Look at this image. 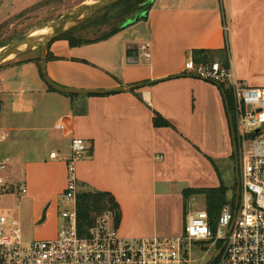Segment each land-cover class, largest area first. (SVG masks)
I'll list each match as a JSON object with an SVG mask.
<instances>
[{"label": "crops", "instance_id": "obj_1", "mask_svg": "<svg viewBox=\"0 0 264 264\" xmlns=\"http://www.w3.org/2000/svg\"><path fill=\"white\" fill-rule=\"evenodd\" d=\"M128 27L77 46L64 38L53 41L47 73L72 89L151 85L71 96L49 89L33 57L13 60V88L0 86V161L10 160L1 173L9 183L23 179L26 195L37 212L47 214L48 226L50 209L67 185L71 141L79 138L87 145L75 167L79 190L115 196L120 235L173 240L169 230L177 209L178 239L196 196L186 206L184 190L220 186L216 159H229L234 151L224 90L181 74H188L185 63L194 50L226 48L236 75L264 86V0H154L147 16ZM143 42L151 44L149 62L140 49ZM5 92L13 93L10 126L2 119ZM155 112L170 125L155 126ZM54 213L57 228V209Z\"/></svg>", "mask_w": 264, "mask_h": 264}, {"label": "built area", "instance_id": "obj_2", "mask_svg": "<svg viewBox=\"0 0 264 264\" xmlns=\"http://www.w3.org/2000/svg\"><path fill=\"white\" fill-rule=\"evenodd\" d=\"M140 49L149 62L150 42L142 43ZM185 72L221 87L224 84L228 90L240 167V197L237 205L236 201L227 203L214 223L205 206L189 207L184 234L177 241L210 243L217 252L221 250L213 264H264V86L240 79L230 57L227 65L220 60L198 62L189 58ZM86 151L83 140L72 139L66 160L68 181L61 193L66 209L57 212L58 223L52 237L26 240L13 217L0 215V264H170L171 259L165 258L162 249L172 243L169 239L124 238L110 212L99 215L88 231H81L75 167ZM51 156L58 157V153L52 152ZM9 161H0V194L10 187L1 173ZM19 193L26 194L27 188L19 187ZM191 200L195 201V196ZM46 218L44 213L37 224L45 226Z\"/></svg>", "mask_w": 264, "mask_h": 264}, {"label": "rangeland", "instance_id": "obj_3", "mask_svg": "<svg viewBox=\"0 0 264 264\" xmlns=\"http://www.w3.org/2000/svg\"><path fill=\"white\" fill-rule=\"evenodd\" d=\"M44 0H0V44L2 47L7 46L16 40L23 38L31 33H41L42 29L48 27L53 21L60 16L71 11L79 4L91 0H49L42 6L39 5ZM129 25L128 28L133 26ZM110 27L106 25L90 26L82 31H77L78 36L94 38L107 31ZM131 29H129L130 31ZM228 37L231 39V32L228 20ZM144 43V42H143ZM142 44V43H141ZM230 48H231V44ZM0 47V48H2ZM232 51V50H231ZM233 54V51H232ZM41 56L39 50L21 56L20 58H36ZM233 58V55H232ZM9 68L6 70H2ZM2 70V71H1ZM0 81L1 89L13 88V59L0 66ZM4 106L2 112L3 122L7 125H13V93H3ZM12 97V98H11ZM1 114V113H0ZM0 148L4 150V144L0 142ZM217 169L223 182L230 188L228 192V202L236 201L234 194L236 193V171L234 157L216 159ZM10 186L6 191L0 194V215L5 214L13 216L21 223L22 234L24 239L32 240L34 238L44 239L52 237L55 234L54 219L57 212L65 210V206L61 202V194L58 196L56 206H53L49 211L52 212V217L48 226L37 224L38 219L43 215L35 209L34 202L26 194L19 193V187L23 188L26 184L20 178L16 182H10ZM14 183V184H13ZM193 200H190V202ZM58 204L60 206L58 210ZM194 208L205 206L203 196H195V201L192 202ZM55 210V211H54ZM172 222L169 230L170 236L174 237L172 242L165 245L163 254L165 258H170V264H210L212 258L217 254L216 247L205 242H189L182 240L178 242L177 235L182 232V214L181 211L172 210ZM57 221V220H56ZM58 222H56L57 224ZM169 236V237H170ZM182 237V236H181Z\"/></svg>", "mask_w": 264, "mask_h": 264}, {"label": "trees", "instance_id": "obj_4", "mask_svg": "<svg viewBox=\"0 0 264 264\" xmlns=\"http://www.w3.org/2000/svg\"><path fill=\"white\" fill-rule=\"evenodd\" d=\"M49 0H44L39 5H43ZM154 0H122L106 9L100 11L90 20L82 24L81 26L69 31L68 33L58 37L57 39H67L72 46L81 45L84 43H90L98 40L105 39L123 27V23L133 16L136 12L145 8L148 4ZM147 16V15H146ZM145 16V17H146ZM143 17V18H145ZM142 18V19H143ZM106 25L110 27L107 31H104L101 35L94 38H87L78 36L77 31L86 29L90 26ZM1 28V26H0ZM55 39V40H57ZM54 40V41H55ZM0 47L2 45L0 44ZM41 53V50H39ZM52 54L48 52V58H51ZM192 58L198 62H212L214 60H220L223 64H228V51L223 50H208L200 49L192 52ZM35 61L40 69L41 56L31 59ZM50 90H53L49 87ZM222 89L228 98L230 105H232L230 95L225 85L222 84ZM71 95V94H70ZM75 96V95H71ZM2 109V100L0 98V113ZM155 126H168L169 122L163 118L159 113L155 112L154 116ZM230 188L223 181L218 187L210 188H187L184 190L185 205L187 206L189 199L194 195L203 196L205 201V207L209 212L210 220L216 222L221 209L228 202V192ZM236 198V193L234 194ZM76 209L78 215V225L81 231L86 232L95 223L97 217L104 212H110L114 216L115 224L118 225L121 221V207L115 196L108 191L99 190H78L76 195Z\"/></svg>", "mask_w": 264, "mask_h": 264}, {"label": "water", "instance_id": "obj_5", "mask_svg": "<svg viewBox=\"0 0 264 264\" xmlns=\"http://www.w3.org/2000/svg\"><path fill=\"white\" fill-rule=\"evenodd\" d=\"M122 0H91L88 2H83L79 4L77 7L72 9L71 11L65 13L64 15L60 16L58 19L53 21L48 27H44L41 31V33H31L23 38H20L16 40L15 42L4 46L0 48V66L4 65L11 59H16L21 56L27 55L29 53H32L37 50H41V63H40V72L43 80L47 84L48 87L52 88L53 90L64 93V94H71V95H86V94H107V93H113V92H125L130 91L132 89H137L139 87H144L147 85H151L153 82H145L142 84H137L130 86L129 88H117V89H72L67 88L64 86H61L57 83H55L48 75L47 73V60H48V52H49V46L51 43L57 39L58 37L68 33L69 31L81 26L88 20H90L92 17H94L96 14H98L100 11L106 9L109 6H112L113 4H116ZM151 2L148 4L145 8L142 10L136 12L133 16H131L129 19H127L123 23V28L127 27L133 23L138 22L143 17L147 15L149 12V9L152 6ZM129 62L131 63H137L138 58L137 57H130ZM184 76H191L190 74H181ZM214 83V82H213ZM219 88L222 89L221 85L219 83H215ZM223 91V90H222ZM223 94L226 99V104L230 116V106L229 102L227 101V96L225 95V92L223 91ZM230 123L232 128V136H233V143H234V155H235V165H236V205L239 202L240 197V175H239V161H238V152H237V144L235 140V132L232 125V119L231 116ZM221 250L217 252V254L212 258L210 261V264H213L216 259L219 257Z\"/></svg>", "mask_w": 264, "mask_h": 264}, {"label": "flooded vegetation", "instance_id": "obj_6", "mask_svg": "<svg viewBox=\"0 0 264 264\" xmlns=\"http://www.w3.org/2000/svg\"><path fill=\"white\" fill-rule=\"evenodd\" d=\"M233 157H234V160H235V155H234V151H233ZM235 171H236V166H235ZM239 175H240V167H239ZM236 177H237V173H236Z\"/></svg>", "mask_w": 264, "mask_h": 264}]
</instances>
